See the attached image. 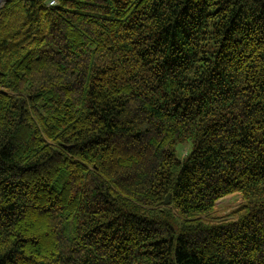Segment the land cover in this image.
<instances>
[{"label": "trees", "instance_id": "1", "mask_svg": "<svg viewBox=\"0 0 264 264\" xmlns=\"http://www.w3.org/2000/svg\"><path fill=\"white\" fill-rule=\"evenodd\" d=\"M0 264H264V0H5Z\"/></svg>", "mask_w": 264, "mask_h": 264}, {"label": "rangeland", "instance_id": "2", "mask_svg": "<svg viewBox=\"0 0 264 264\" xmlns=\"http://www.w3.org/2000/svg\"><path fill=\"white\" fill-rule=\"evenodd\" d=\"M5 0L1 4L4 3ZM0 4V6H1ZM187 149H185L186 152ZM243 202V197L239 193L228 195L218 201L217 207L214 213L211 215L212 220L219 221L225 219V217H230V212L236 208L239 204Z\"/></svg>", "mask_w": 264, "mask_h": 264}, {"label": "water", "instance_id": "3", "mask_svg": "<svg viewBox=\"0 0 264 264\" xmlns=\"http://www.w3.org/2000/svg\"><path fill=\"white\" fill-rule=\"evenodd\" d=\"M171 195L168 194L165 200V204H170Z\"/></svg>", "mask_w": 264, "mask_h": 264}, {"label": "bare ground", "instance_id": "4", "mask_svg": "<svg viewBox=\"0 0 264 264\" xmlns=\"http://www.w3.org/2000/svg\"><path fill=\"white\" fill-rule=\"evenodd\" d=\"M3 2V0H0V4Z\"/></svg>", "mask_w": 264, "mask_h": 264}]
</instances>
